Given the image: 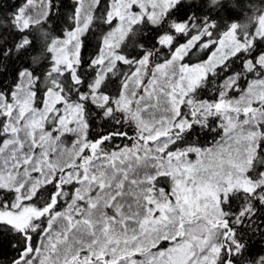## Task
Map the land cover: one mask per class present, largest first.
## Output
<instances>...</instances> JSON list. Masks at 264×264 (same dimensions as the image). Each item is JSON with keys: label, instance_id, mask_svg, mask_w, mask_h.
<instances>
[{"label": "snow or ice", "instance_id": "6c2138e0", "mask_svg": "<svg viewBox=\"0 0 264 264\" xmlns=\"http://www.w3.org/2000/svg\"><path fill=\"white\" fill-rule=\"evenodd\" d=\"M5 7L0 264H264V6Z\"/></svg>", "mask_w": 264, "mask_h": 264}, {"label": "trees", "instance_id": "16d2710c", "mask_svg": "<svg viewBox=\"0 0 264 264\" xmlns=\"http://www.w3.org/2000/svg\"><path fill=\"white\" fill-rule=\"evenodd\" d=\"M12 0H0V10L3 12L8 11V7H5L6 5L10 7ZM65 5L67 6L70 4V0H64ZM226 3L229 5H235L236 8L239 10V14L241 16V19H243L244 12L248 11L250 12L251 9L248 7L249 4L255 6V5H260L264 6V0H226ZM65 19H67L65 17ZM39 48V46H38ZM11 251V250H10ZM15 253H13L14 255Z\"/></svg>", "mask_w": 264, "mask_h": 264}]
</instances>
